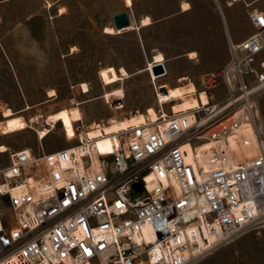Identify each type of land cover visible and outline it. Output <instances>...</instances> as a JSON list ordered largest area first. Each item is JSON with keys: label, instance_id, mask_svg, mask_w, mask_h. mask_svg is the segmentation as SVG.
I'll return each mask as SVG.
<instances>
[{"label": "built area", "instance_id": "obj_1", "mask_svg": "<svg viewBox=\"0 0 264 264\" xmlns=\"http://www.w3.org/2000/svg\"><path fill=\"white\" fill-rule=\"evenodd\" d=\"M249 16L256 31L230 38L229 61L202 79L227 88L220 107L160 108L114 132L106 151L75 125V144L12 152L0 169V264H192L264 227V7ZM247 124L256 152L238 157L231 141L248 143Z\"/></svg>", "mask_w": 264, "mask_h": 264}, {"label": "rangeland", "instance_id": "obj_2", "mask_svg": "<svg viewBox=\"0 0 264 264\" xmlns=\"http://www.w3.org/2000/svg\"><path fill=\"white\" fill-rule=\"evenodd\" d=\"M186 1L190 8L183 10ZM230 1L0 0V123L6 108L26 121L9 133L0 127V169L9 164L15 150L31 148L39 154L77 143L75 125L87 130L93 122L105 124L110 118L146 113L151 106L156 112L162 108L172 113L183 97L182 87H190L185 95L205 90L211 104L220 107L227 88L207 87L202 79L229 61L230 37L240 41L256 31L249 13L264 7V0L228 5ZM124 10L130 15V27L106 32V27H114L113 15ZM145 16L150 23L142 25ZM158 52L164 54L167 73L156 79L147 67ZM110 65L126 68L129 75L106 85L99 72ZM52 90L56 94L50 96ZM69 107H78L83 114L71 128L43 122L51 130L40 139L37 126L28 125L37 114ZM260 115L264 126V96ZM192 264H264V227L215 247Z\"/></svg>", "mask_w": 264, "mask_h": 264}, {"label": "bare ground", "instance_id": "obj_3", "mask_svg": "<svg viewBox=\"0 0 264 264\" xmlns=\"http://www.w3.org/2000/svg\"><path fill=\"white\" fill-rule=\"evenodd\" d=\"M127 4H130L131 0H126ZM233 1L237 0H231L228 5H231ZM183 8L188 9L189 8V2L183 3ZM150 22L149 17H145L142 20L143 24H148ZM132 24V21H131ZM130 24V25H131ZM129 25V27H130ZM108 33H115L118 32L119 29H116L115 26H109L105 29ZM231 38V37H230ZM191 57H194L196 54L195 52L190 53ZM164 61V54L158 53L155 55L153 62H150L147 69L151 72V75L153 78L158 77L159 75L154 74L153 72V64L155 62H163ZM167 72V69H166ZM100 78L102 81L106 84H113L115 82H118L121 80L124 76L129 75L128 71L124 67H120L117 69L115 66L110 65L108 67H104L99 72ZM82 87L84 90L88 89V86L86 83L82 84ZM190 87H182L180 88L179 92L183 96L181 101L175 103L173 105L174 112H185L187 114H190L193 112L196 108H208V105H211L210 98L205 90L199 91L197 95L191 93L189 95H185L188 93V89ZM50 96L55 95L56 93L54 90L50 92ZM214 104V103H213ZM219 105L216 104L215 108H218ZM29 108V106L27 107ZM214 111V110H213ZM3 115L5 119L0 123V127L3 128L4 133H9L12 131L19 130L22 128L24 124H26V121L22 116L15 115V112L11 108H6L3 112ZM146 116L149 117L148 119L156 121L158 119V113L156 112L154 107H148L146 110V113H137L133 114L129 117H125L123 119H114L110 118L108 119L107 123L105 124H98V123H92L91 128L84 129V132H87L89 136L95 137L100 136L96 139H94V150H102L106 151L110 148L111 145V138L114 134V132H117L120 129L127 128L131 125L139 124L141 122L146 121ZM38 119L34 117L33 120ZM83 119V114L81 110L78 107H69V108H62L59 109L53 113H50L48 115V122L51 125H54L57 122H60L65 128H71L73 127L74 123L77 121H80ZM39 134L43 137L47 136L50 132L49 127L41 126L39 129ZM82 135V133H80ZM242 135L243 137L248 138V143L244 144V142L240 143L239 140H232L231 146L235 150V153L238 157H248L253 155L256 152L257 148V140L255 135L252 132V128L249 124L244 125L243 128L239 131L238 137ZM242 136L239 138L242 140ZM7 147H3L2 150H7ZM29 149V148H25Z\"/></svg>", "mask_w": 264, "mask_h": 264}, {"label": "water", "instance_id": "obj_4", "mask_svg": "<svg viewBox=\"0 0 264 264\" xmlns=\"http://www.w3.org/2000/svg\"><path fill=\"white\" fill-rule=\"evenodd\" d=\"M114 26L116 29H122L128 27L131 24V18L128 11L124 10L113 15ZM153 72L156 75H162L166 73V67L163 62H155L153 64ZM137 189L142 188L141 183L134 184Z\"/></svg>", "mask_w": 264, "mask_h": 264}, {"label": "crops", "instance_id": "obj_5", "mask_svg": "<svg viewBox=\"0 0 264 264\" xmlns=\"http://www.w3.org/2000/svg\"><path fill=\"white\" fill-rule=\"evenodd\" d=\"M187 2H188V1H187ZM189 8H190V7H189ZM189 8H188V9H189ZM188 9H184V8H183V10H188ZM220 11L223 13V8H222V10H221V8H220ZM145 17H149V16H145ZM145 17H144V18H145ZM142 20H143V18H142ZM142 20H141V24H142V25H147V24H143V23H142ZM149 23H150V22H149ZM149 23H148V24H149ZM192 52H195V51H192ZM192 52H190V53H192ZM158 53H162V52H158ZM158 53H156V54H158ZM156 54H155V55H156ZM195 54H196V52H195ZM195 56H196V55H195ZM195 56H194V57H195ZM194 57H193V58H194ZM163 63H164V62H163ZM166 73H167V72H166ZM166 73H165V74H166ZM165 74H162V75H165ZM160 76H161V75H159L156 79H158ZM163 86H164L163 84L160 85V90H163V89H162ZM167 87H168L169 89H172L171 86H167ZM164 90H165V89H164ZM165 91H167V90H165ZM169 91H170V90H168L167 92H169ZM158 92H159V91H158Z\"/></svg>", "mask_w": 264, "mask_h": 264}]
</instances>
